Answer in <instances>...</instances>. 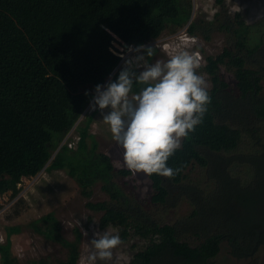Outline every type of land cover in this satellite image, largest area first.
Wrapping results in <instances>:
<instances>
[{
    "label": "trees",
    "instance_id": "16d2710c",
    "mask_svg": "<svg viewBox=\"0 0 264 264\" xmlns=\"http://www.w3.org/2000/svg\"><path fill=\"white\" fill-rule=\"evenodd\" d=\"M224 2L215 1L219 10L213 19L189 23L191 0H0V195L11 191L16 197L23 178L36 176L49 162L91 103L96 85H104L122 60L113 50L116 39L141 46L185 26L191 35L203 33L206 39L222 31L228 45L207 56L204 66L212 81L211 103L202 123L168 161L180 171L174 178L149 176L152 201L163 204L173 187L195 195L196 187L185 186L187 173L197 166L207 170L215 188L207 195L198 193L183 230L180 223H159L132 206L114 181L131 172L117 170L108 154L97 151L89 130L92 114L79 128L77 147L64 144L57 160L77 179L85 197L93 195L98 183L110 196L87 202L101 214V228L116 227L123 242L132 235L148 241L127 264H218L222 242L237 259L254 257L264 246V31L252 44L253 25L239 12L231 15ZM223 67L233 74L235 85L225 79ZM139 87L134 85L133 91ZM244 134L253 141V150L225 156L238 149ZM238 167L246 168L245 176ZM216 196L224 199L225 221L206 218L202 228L198 217ZM37 222L44 225L34 223L36 231L59 242L67 256L56 263L40 259L30 264H79L82 232L76 228L74 240L65 238L54 213ZM180 232L200 240L193 243ZM11 245L9 234L0 243L2 264H19Z\"/></svg>",
    "mask_w": 264,
    "mask_h": 264
},
{
    "label": "rangeland",
    "instance_id": "374dc122",
    "mask_svg": "<svg viewBox=\"0 0 264 264\" xmlns=\"http://www.w3.org/2000/svg\"><path fill=\"white\" fill-rule=\"evenodd\" d=\"M216 0H191L193 19L200 18L202 21H208L214 18L219 7L215 4ZM225 7L231 15L239 12L243 18L252 24V44L259 41L264 31V0H225ZM192 19V20H193ZM185 26L175 32L165 31L161 37L155 39L143 46L154 47L155 54L149 58V63H155L157 60L166 61L169 54L178 48L188 50L197 55L200 59L201 67L198 69L203 74L207 83L208 90L212 87L210 75L205 71L206 58L209 55L219 54L226 45H228L227 35L222 31H214L210 38L206 39L203 33L191 35ZM139 46H125L124 42L116 39L113 43V50L122 57L121 63L116 69L120 72L125 62L138 54ZM222 73L227 81L235 85V79L232 73L224 67ZM109 77L104 85L111 81ZM264 84V82H263ZM264 95V91H263ZM108 110L106 109L105 112ZM92 114L93 119L90 124V133L98 143V152L108 154L115 168H126L123 164V149L112 139L109 127L103 122L101 111L97 107L95 111L91 110V103L86 108L80 120L74 128L64 138V144L72 148L77 147L79 140V128L85 125L87 117ZM93 138H88V144L91 147ZM62 145V146H63ZM61 146V147H62ZM60 147V148H61ZM60 148L53 153L45 169L36 176L23 178L19 184L20 192L16 197L9 191L0 195V201L3 208L0 210V243H5L8 235L12 242V256L16 257L19 264H30L32 261L46 259L51 263H56L67 256V250L59 242L47 239L34 227V223L43 226L38 219L48 213H54L61 224L62 235L69 239H75V229L82 232L80 251L81 258L79 264H86L84 257L88 248V241L92 239L95 231L118 229L114 226L101 228L99 223L100 213H96L87 207L89 200H110V196L102 189V184L94 186L93 195L90 198L85 197L81 191L82 188L75 177H72L67 168L58 164L57 153ZM253 150V141L248 135L244 134L243 141L231 154L237 155L248 153ZM127 169V168H126ZM238 173L245 176L246 168L238 167ZM188 178L185 180V186L190 189L196 187L199 191L194 195L191 192L186 195L181 192L182 189L173 187L172 195L168 201L163 204H157L152 201L153 190L148 175L143 173L130 174L128 176L116 175L114 181L123 189L125 195L130 199L142 216H149L152 220L159 223H180L179 230L186 226L185 221L197 207V195H207L214 190V183L207 176V170L197 166L188 171ZM216 196L213 200L205 203L206 212L198 217L197 224L204 228L206 218L215 222L225 221L224 199ZM201 205L204 209V201ZM215 211V213H214ZM16 228V230H14ZM203 233L202 229H199ZM85 232L87 236H85ZM204 234V233H203ZM180 236L191 242H197L200 239L191 232L181 233ZM199 239V240H198ZM148 243L140 236L132 235L130 239L123 242L113 252L111 261L97 264H127L132 255L142 249ZM218 264H264V246L260 247L258 253L252 258L237 259L229 252L227 242H222V249L216 258ZM0 264L2 258L0 256Z\"/></svg>",
    "mask_w": 264,
    "mask_h": 264
},
{
    "label": "clouds",
    "instance_id": "9594fccd",
    "mask_svg": "<svg viewBox=\"0 0 264 264\" xmlns=\"http://www.w3.org/2000/svg\"><path fill=\"white\" fill-rule=\"evenodd\" d=\"M154 54V47L139 46L116 80L96 85L91 110L101 111L132 174L174 178L180 169L169 167L168 161L202 123L211 97L196 54L178 48L166 61L149 63ZM134 85L139 91H133ZM122 243L114 230L95 231L88 241L86 264L111 261Z\"/></svg>",
    "mask_w": 264,
    "mask_h": 264
},
{
    "label": "water",
    "instance_id": "95a60500",
    "mask_svg": "<svg viewBox=\"0 0 264 264\" xmlns=\"http://www.w3.org/2000/svg\"><path fill=\"white\" fill-rule=\"evenodd\" d=\"M192 19H193V15L191 16V18H190V20H189V23L192 21ZM124 44H125L126 47L130 46V45H128L127 43H124ZM120 63H121V61H120ZM120 63H119V65H120ZM119 65H118V66H119ZM118 66H117V67L115 68V70L110 74L109 77H112V76H113V74L115 73V71H116V69L118 68ZM109 77H108V78H109ZM108 78H107V79H108ZM106 81H107V80H106ZM106 81H105V83H106ZM105 83H104V84H105ZM84 112H85V111H84ZM84 112H83V113H84ZM82 115H83V114H82ZM82 115H81V117H82ZM81 117H80V118H81ZM80 118H79V120H80ZM79 120H78V121H79ZM78 121H77V122H78ZM77 122L75 123V125L77 124ZM75 125L73 126V128L75 127ZM63 143H64V140L61 142V144H60V146L58 147V149L63 145ZM58 149H57V150H58ZM52 157H53V155H52ZM52 157L50 158V160L52 159ZM50 160H49V161H50ZM48 163H49V162H48ZM48 163H47V164H48ZM47 164H46V166H47ZM46 166H45V167H46ZM45 167H44L43 169H45ZM43 169H42V170H43ZM42 170H41V171H42ZM41 171H40V172H41ZM40 172H39V173H40Z\"/></svg>",
    "mask_w": 264,
    "mask_h": 264
}]
</instances>
